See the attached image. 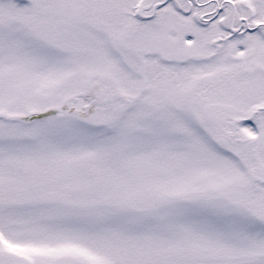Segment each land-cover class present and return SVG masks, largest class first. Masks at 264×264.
<instances>
[{"label": "snow or ice", "instance_id": "1", "mask_svg": "<svg viewBox=\"0 0 264 264\" xmlns=\"http://www.w3.org/2000/svg\"><path fill=\"white\" fill-rule=\"evenodd\" d=\"M0 264H264V0H0Z\"/></svg>", "mask_w": 264, "mask_h": 264}]
</instances>
